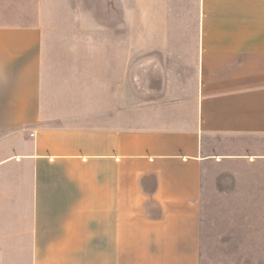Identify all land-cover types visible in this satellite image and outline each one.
<instances>
[{
    "label": "crops",
    "instance_id": "crops-1",
    "mask_svg": "<svg viewBox=\"0 0 264 264\" xmlns=\"http://www.w3.org/2000/svg\"><path fill=\"white\" fill-rule=\"evenodd\" d=\"M245 164L264 0H0V264H201L204 175Z\"/></svg>",
    "mask_w": 264,
    "mask_h": 264
},
{
    "label": "rangeland",
    "instance_id": "rangeland-1",
    "mask_svg": "<svg viewBox=\"0 0 264 264\" xmlns=\"http://www.w3.org/2000/svg\"><path fill=\"white\" fill-rule=\"evenodd\" d=\"M124 32L119 29V36ZM189 33L182 30L183 36ZM92 34L87 30V37ZM253 167L218 166L204 175L201 264H264V188L257 187L260 174Z\"/></svg>",
    "mask_w": 264,
    "mask_h": 264
}]
</instances>
